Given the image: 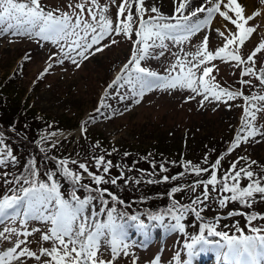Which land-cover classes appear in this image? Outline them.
I'll return each mask as SVG.
<instances>
[{
	"label": "snow or ice",
	"instance_id": "snow-or-ice-1",
	"mask_svg": "<svg viewBox=\"0 0 264 264\" xmlns=\"http://www.w3.org/2000/svg\"><path fill=\"white\" fill-rule=\"evenodd\" d=\"M113 4L116 0H111ZM175 4L171 16L164 15L156 6L146 7V0H134L135 13H133V0H121L115 21L108 15V5H101L99 0H80L75 5L69 4L71 12L46 10L41 0H0V36L10 34L16 36L38 37L44 41H50L60 49L59 53H53V57H61L49 60L53 63L63 64L65 60L79 68L80 61L87 60L91 56L101 53L110 46L118 43L116 37L124 36L131 41V55L126 63L119 69L114 79L107 85L119 93L120 88H126V93L118 96L119 100L131 98L139 104L146 91L154 88L161 90L188 89L194 95L187 100H196L200 106L212 100H234L241 96L245 101L241 126L237 130L234 139L227 148V153H232L242 143H248L250 138L264 137V130L256 126L257 114L264 113V95L253 93L251 96L244 95L241 91H230L221 88L214 83L211 76L212 67L208 64L216 59L236 61L238 65H245L241 76H255L261 85H264V68L260 74H256L255 57L264 50V41L246 57L242 58L240 46L254 32V28L247 26L254 16L259 13L245 16L244 9L238 0H172ZM264 4V0H260ZM87 5V6H86ZM196 5L195 7H193ZM78 10V11H77ZM85 12L87 15H85ZM150 12L154 15H148ZM234 14V15H233ZM219 16L224 21L223 30L214 29L219 37L223 38L224 44L214 52L209 50V36L205 34L202 42L194 52H185L183 48L179 53H172L175 57L167 70V74L161 75L150 68L142 66V62L163 56L168 50L166 41L175 45H183L201 29L208 28L214 16ZM234 26V31L228 25ZM133 35L135 39H133ZM108 43H104L105 40ZM231 46V47H230ZM157 49L160 51L157 53ZM190 57V59H189ZM29 59V57H25ZM48 66L40 74L42 78L53 66ZM202 74L197 75L201 71ZM207 78V79H206ZM242 85H252L251 80H241ZM109 107L106 99L102 97L101 108ZM127 110V109H125ZM86 131V128H82ZM42 137V141H43ZM258 142V141H257ZM128 155V153H125ZM223 156L216 159L209 167L193 165L191 162H182L185 172L169 177L163 175L159 181L148 180V183L175 181L186 172H193L197 176L208 173L210 176L205 180H196L187 190L196 192L203 186V191L191 200L189 204H182L175 199V194L184 191L180 185L173 186L167 193L171 198V206L162 213L148 214L147 221L136 214L117 212L115 207H107L109 198L111 201L124 204L115 193L109 189L100 187L104 183L116 185L118 180H128L122 172L119 177L105 180L104 175L93 173L85 163H79V169L91 178L97 186L95 189L89 184H82L83 176L80 172L69 167L68 159H59L57 166L62 175L74 185L71 198H66L61 191L60 184L52 174L48 175V181L34 179L37 175L35 162L28 165V176L8 177L7 173L0 170V176L4 183L9 185L10 194L0 195V219L11 221L19 218L20 225H27L30 219L44 221L50 225L48 232L41 235L43 241H51L50 248L41 247L39 255L23 246L28 237L39 232V228H27L17 232L14 227H4L0 231V238L8 240L15 236V242L7 250L0 251V264H23L21 258L41 257L50 259L43 264H115L121 256H128L129 239L128 230L135 228L145 236H149L150 229L164 227L170 232L184 234L183 248L186 258L178 253V264H194L201 255L212 252L222 264H264V229L252 225L253 221L264 220V215L252 212L246 215L248 222V234L237 226L238 234H229L226 231L217 230L219 217L208 222L204 220L203 213L209 208V202L215 200L218 206L226 208L230 202H238L245 208H251L257 201L264 200V175H258L253 171L252 165L257 161H249L246 166L239 167L241 161H248V157H238L232 162L230 168L218 178V170ZM17 157L12 150L0 139V165L15 164ZM95 166L108 174L113 167L112 161H105L104 156L94 157ZM204 162H208L207 155ZM77 161H71L76 164ZM161 172L167 169L163 164ZM261 171L264 172V166ZM246 180V186L242 181ZM75 186L89 189L96 195H87L81 198L75 191ZM211 186V190L209 189ZM212 193H216L215 196ZM107 197V198H106ZM99 200L102 207L98 210L92 206V202ZM99 213H105L106 219L98 218ZM193 215L200 221L198 234H189L186 231V223L189 215ZM232 215H244L235 209L227 213ZM167 218V219H166ZM7 234V235H6ZM23 236L24 239L19 237ZM106 243L111 251L108 260L101 258V243ZM23 246V247H22ZM133 264H136L135 260ZM151 264H160L157 256Z\"/></svg>",
	"mask_w": 264,
	"mask_h": 264
},
{
	"label": "rangeland",
	"instance_id": "rangeland-1",
	"mask_svg": "<svg viewBox=\"0 0 264 264\" xmlns=\"http://www.w3.org/2000/svg\"><path fill=\"white\" fill-rule=\"evenodd\" d=\"M78 2L80 0H41V4L46 10L59 9L68 12L72 11L68 5H75ZM120 2L121 0H116V3L113 4L111 0H99L101 5H108V15L114 21ZM199 2L202 3L203 0H199ZM238 3L242 5L245 16L252 15L254 12L259 13L251 21H248L247 26L253 27L255 30L244 45L240 46V54L246 60L247 55L261 41H264V4L260 0H238ZM153 5L167 16H171L175 8L172 0H146V7L150 8ZM133 13H135L134 0ZM85 15H87L86 12ZM145 15L147 17L154 14L147 12ZM223 25L222 18L218 15L214 16L212 24L206 29H201L190 41H186L183 45H175L171 41H166L168 50L165 51V54L142 62V66L161 75L167 74L170 65L175 61L172 53H179L183 56V53L180 52L181 48L185 52H194L205 34H210L208 47L214 52L224 44L223 38L219 37L214 29L223 30ZM228 26L233 31L235 30L230 23ZM132 38L135 39V36L133 35ZM116 39L117 44L87 60L80 61L81 66L76 68L70 60H65L63 64L53 63L49 60V57H53V53L60 52L57 45L50 41H44L34 36L13 37L10 34L0 36V84H5L6 81L10 82L15 68L19 66L18 76L15 78L12 88L7 86V90L11 92L12 89L17 92L21 102L26 100L28 106L38 115L46 117L52 124L61 126L59 130H51V132L41 135L38 140L43 137L48 144L57 145L58 152L65 149L63 150L65 156H69L73 150L77 151V147L86 141L91 143L106 141L116 148H128L135 152L161 144L163 148L169 150L170 154L173 153L181 157V159L178 158L179 160H186L193 165V159L195 160L197 154L201 153L196 152V148H206L205 152L209 153L208 162L210 164L214 163L217 158L224 157L218 170L220 176H223L225 169L230 166L229 163L236 161L238 157H248V161H257L255 164L257 168L264 166V137L250 138L248 143H242L232 153H227V148L241 126V117L245 106V101L241 96L234 100H226V98L221 101L212 100L206 102L203 107L198 102L202 99L200 96L196 100H187V97L194 95L188 89L161 90L154 88L146 91L143 97H137L140 99L139 104L134 103L131 98L118 99L120 94L127 91L123 87L119 89V93L108 89L106 96L107 85L131 55V41L122 35ZM108 42L107 39L104 41V43ZM159 51L157 49V53ZM26 56L29 59H25ZM57 58H62V56L53 57V60ZM255 61L256 74L259 75L260 69L264 68V50L257 54ZM49 63H53V66L41 78L40 74ZM212 65L215 67L210 75L215 77L213 82L221 88L241 91L246 96H251L253 93L264 95V85H261L255 76H241L245 65H238L236 61H225L219 58L208 64L209 67ZM200 74H202V66L197 75ZM242 79L251 80L252 85H242L240 83ZM102 97L106 99L109 107L101 108L97 113L96 109L100 108ZM256 126L264 130V113L257 114ZM82 128H86V131H82ZM225 143H227L224 146L226 147L225 151L220 153L216 148H220ZM68 160L70 165L77 169L75 171L81 173L83 181L91 180V178L79 169V163H85L93 173L98 171L94 160L81 159L77 155ZM71 161H77V163L71 164ZM242 162L245 161L240 163ZM2 179L3 177L0 178L2 190H0V195H5L7 190L4 192L3 190L7 184L4 185ZM246 183V180L242 181V186H246ZM184 188H188V185ZM209 189L211 190V186ZM202 191L203 186L201 185L200 189L193 193L199 195ZM212 195L215 196L216 193H212ZM136 207L140 206L135 205ZM118 209L119 212L126 211L124 207H117ZM234 209L238 212H245V214L255 212L264 215V200H260L257 196V201L251 208H245L238 202H230L223 209L213 200L209 202V208L205 209L203 217L208 218V222L219 217L217 230L226 231L230 235L238 234L237 226L248 234L247 214L229 216L227 213ZM127 212L129 211L127 210ZM128 214L139 215L147 221V217L141 213L129 212ZM185 223L186 231L189 234H198L200 221L195 216L190 214ZM252 225L264 229V220L253 221ZM4 227H14L17 232H22L25 227L28 231H31L32 228H39L40 231L28 237L23 245L36 252L37 255H39L41 247L50 248L52 246L51 241L41 239V235L48 232L50 228L47 222L30 219L25 226L19 224V218L11 221L0 219V231ZM155 229L158 230V233L153 232L149 236H145L135 228L129 229L127 241L129 255H121L115 264H133L134 260L136 264H151V261L157 256L160 257V264H178L176 259L178 253L181 257L186 258L183 244L187 237L184 234L170 232L164 227ZM19 238L24 239L23 236ZM15 239V236L8 240L0 238V251L7 250V247L14 244ZM100 253L102 259L108 260L111 257L110 248L104 242L101 243ZM21 259L23 264H43V261L50 258L41 257L40 261L29 257Z\"/></svg>",
	"mask_w": 264,
	"mask_h": 264
},
{
	"label": "trees",
	"instance_id": "trees-1",
	"mask_svg": "<svg viewBox=\"0 0 264 264\" xmlns=\"http://www.w3.org/2000/svg\"><path fill=\"white\" fill-rule=\"evenodd\" d=\"M18 67L19 66L15 68V73L10 77V82L6 81L5 84H0V139L4 141L5 145L12 149V152L17 157L15 164L9 163L7 166L0 165V170L7 173L9 178L18 175L27 177L29 171L28 165L31 161H34L37 169V175L34 179L47 182L48 175L52 174L60 184L64 196L70 199L74 190V185L62 175L56 162L59 159H70L74 155L79 156L81 159L86 158L89 160H94V157L104 156L105 161H112L113 167L108 174H104L102 169H98L96 173L104 175L107 181L110 178L119 177L123 172L124 177L128 180V183H124V179H120L116 185L104 183L100 186L109 189L121 200L125 201L124 204H119L111 201L109 198L107 207H115L116 209L117 207H124L126 209L125 213L137 212L147 217L150 213H162L171 206V198H169L167 193L173 186L180 185L184 188V186H190L196 180H205L210 176V171L199 176L189 171L186 172L185 175L178 177L175 181L169 179L167 182L148 183V180L153 179L159 181L163 175L171 177L178 173L185 172L182 162L187 161L179 160L181 157L173 153L170 154L169 150L163 148L161 144L149 147L144 151L135 152L128 148H116L106 141L95 143L86 141L84 144L77 147V151L73 150L69 156H65V152H63L65 149L58 152L57 145L52 143L48 144L46 139L43 141L42 138L38 140L41 135L51 132V130H59L61 126H57L55 123L52 124L46 117L38 115L35 110L28 106L26 100L21 102L17 92L12 89L11 92L7 90V86L12 88L15 78L18 76ZM226 144L227 143L216 149H219L221 153L225 151L226 147L224 146ZM204 146L206 147V144H204ZM196 149V152L201 153L197 154L195 160L193 156L194 165L209 167L211 165L210 162H204L205 156L207 155L208 157L209 155L207 151L205 152L206 148ZM125 153H128V155H125ZM248 162L249 161L239 163L238 168L246 166ZM231 163L229 164L231 165ZM161 164L167 169L166 172H161L159 167ZM69 167L73 170H77L75 167L73 168L70 163ZM229 168L230 166L226 168L225 171ZM252 169L258 175H264L261 168L252 165ZM220 177L222 176H220V172H218V178ZM0 178H2V176ZM2 183H4L3 179ZM81 183L89 184L93 189L97 187L91 180H82ZM5 184L6 183H4V185ZM187 189L188 188H185L184 191L175 194V199L182 204H189L191 200L198 195V193H193ZM199 189L200 187L197 188V190ZM4 191L5 194H10L8 184L3 192ZM75 191L81 198L89 194L96 195L94 191L90 193L89 189L81 186H75ZM135 205L140 207L135 208ZM92 206L97 210L102 207L99 200L93 201ZM137 209L138 211H135ZM127 210L129 212H127ZM117 211L119 212V209ZM242 213H244V215L248 214H245V212ZM98 218L106 219V214L99 213ZM207 219L204 217L205 221H207ZM210 221L211 220H209V222Z\"/></svg>",
	"mask_w": 264,
	"mask_h": 264
},
{
	"label": "bare ground",
	"instance_id": "bare-ground-1",
	"mask_svg": "<svg viewBox=\"0 0 264 264\" xmlns=\"http://www.w3.org/2000/svg\"><path fill=\"white\" fill-rule=\"evenodd\" d=\"M153 232L158 233V230L153 228L152 230H150V233L153 234ZM219 261H220V259L217 256H215L214 253L209 252V254H204V256L201 255L198 259H196L194 261V263H197V264H222V262L218 263Z\"/></svg>",
	"mask_w": 264,
	"mask_h": 264
}]
</instances>
